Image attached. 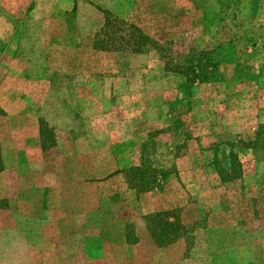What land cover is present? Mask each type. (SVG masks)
Returning <instances> with one entry per match:
<instances>
[{
	"label": "rangeland",
	"instance_id": "obj_1",
	"mask_svg": "<svg viewBox=\"0 0 264 264\" xmlns=\"http://www.w3.org/2000/svg\"><path fill=\"white\" fill-rule=\"evenodd\" d=\"M60 2L13 15L0 9V83L6 94L29 97L22 106L51 135L42 140L72 150L78 176L123 173L132 190L164 189L166 175L175 176L174 146L196 151L203 132L206 145L215 143L212 132L215 144L234 143L238 160L246 157L244 132L264 121V0ZM11 27L9 57L1 52ZM38 29L56 39L33 40ZM38 81L39 89L24 85ZM248 235L208 239L190 225L182 264H264V232Z\"/></svg>",
	"mask_w": 264,
	"mask_h": 264
},
{
	"label": "crops",
	"instance_id": "obj_2",
	"mask_svg": "<svg viewBox=\"0 0 264 264\" xmlns=\"http://www.w3.org/2000/svg\"><path fill=\"white\" fill-rule=\"evenodd\" d=\"M75 1L70 0L72 8ZM44 2L0 0V9L13 15L15 8L37 11ZM6 35L9 48L1 54L12 57L13 27ZM51 37L38 29L32 39H56ZM3 71L11 77L13 68ZM39 82L24 85L39 89ZM4 87L6 81L0 83V264H182L190 225L203 228L208 239L264 232V225L249 228L255 219H264L262 118H255L252 133L244 132L239 146L244 159L238 160L234 143L215 144V133V143L206 145L210 132H203L196 135V151L189 143L174 146L170 167L175 176L166 175L164 189L132 190L123 173L82 171L78 176L72 150L42 140L51 135L22 106L31 104L29 97L23 92L13 97ZM237 167L238 175L233 174ZM177 206L179 214L173 210Z\"/></svg>",
	"mask_w": 264,
	"mask_h": 264
}]
</instances>
